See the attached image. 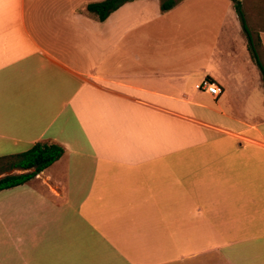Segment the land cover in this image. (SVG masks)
<instances>
[{
    "label": "crops",
    "instance_id": "crops-1",
    "mask_svg": "<svg viewBox=\"0 0 264 264\" xmlns=\"http://www.w3.org/2000/svg\"><path fill=\"white\" fill-rule=\"evenodd\" d=\"M96 1L0 0V156L63 148L0 190V264H264V87L232 2Z\"/></svg>",
    "mask_w": 264,
    "mask_h": 264
},
{
    "label": "trees",
    "instance_id": "trees-1",
    "mask_svg": "<svg viewBox=\"0 0 264 264\" xmlns=\"http://www.w3.org/2000/svg\"><path fill=\"white\" fill-rule=\"evenodd\" d=\"M132 0H101L87 4V10L94 14L99 21H104L111 12L126 2ZM238 16L241 29L247 42L249 55L261 74L264 87V47L259 31L264 28L256 26L251 18L252 26L248 23L242 0H230ZM255 4L247 0V6ZM174 5V0H167L160 4L161 11H166ZM261 10L264 5H255ZM63 154L62 146L56 143L35 142L29 149L16 154L0 156V190L23 184L35 177L43 169L58 160ZM21 170L19 173H9L11 170Z\"/></svg>",
    "mask_w": 264,
    "mask_h": 264
},
{
    "label": "rangeland",
    "instance_id": "rangeland-1",
    "mask_svg": "<svg viewBox=\"0 0 264 264\" xmlns=\"http://www.w3.org/2000/svg\"><path fill=\"white\" fill-rule=\"evenodd\" d=\"M159 1V3L161 4V3H163V2H165V1H167V0H158ZM181 1H185V0H174V5L173 6H175L176 5V3H179V2H181ZM251 1H253L255 4H253V5H249V6H247V0H242V2H243V5H244V12H245V14H246V18H247V20H248V23L252 26V22H251V18H253V20H254V22H256L255 24H256V26L258 25L260 28H264V7H262V6H259V7H261V10L260 11H258L259 10V8H257L255 5L257 4V5H264V0H251ZM172 6V7H173ZM232 6H233V3H232ZM171 7V8H172ZM170 8V9H171ZM234 9V8H233ZM161 10V9H160ZM169 10V9H168ZM150 11H153V8H151L150 9ZM167 11V10H166ZM236 13V12H235ZM237 15V14H236ZM238 17V16H237ZM239 20V19H238ZM196 36H194V38H195ZM9 173H11L12 172V170L11 171H8Z\"/></svg>",
    "mask_w": 264,
    "mask_h": 264
},
{
    "label": "built area",
    "instance_id": "built-area-1",
    "mask_svg": "<svg viewBox=\"0 0 264 264\" xmlns=\"http://www.w3.org/2000/svg\"><path fill=\"white\" fill-rule=\"evenodd\" d=\"M196 90L206 92L212 96H219L222 92L221 86L209 77H204L201 81L195 84Z\"/></svg>",
    "mask_w": 264,
    "mask_h": 264
}]
</instances>
